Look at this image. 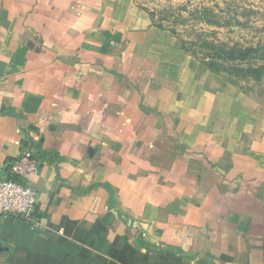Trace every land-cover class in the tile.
<instances>
[{"label":"crops","instance_id":"0c3cea01","mask_svg":"<svg viewBox=\"0 0 264 264\" xmlns=\"http://www.w3.org/2000/svg\"><path fill=\"white\" fill-rule=\"evenodd\" d=\"M111 3L0 0V179L25 146L40 165L39 226L1 215L0 264H264L243 97Z\"/></svg>","mask_w":264,"mask_h":264},{"label":"rangeland","instance_id":"374dc122","mask_svg":"<svg viewBox=\"0 0 264 264\" xmlns=\"http://www.w3.org/2000/svg\"><path fill=\"white\" fill-rule=\"evenodd\" d=\"M117 3L146 13L160 31L159 38L174 42L169 53L191 55L205 69L208 81L236 88L243 97L240 107L248 110L254 133L264 142V77L257 80L232 70L234 65L264 64V0H112L111 4ZM232 47L256 52L246 60H232L222 51Z\"/></svg>","mask_w":264,"mask_h":264},{"label":"built area","instance_id":"2783aa9c","mask_svg":"<svg viewBox=\"0 0 264 264\" xmlns=\"http://www.w3.org/2000/svg\"><path fill=\"white\" fill-rule=\"evenodd\" d=\"M43 125H38L39 130ZM39 161L28 146L8 162V177L0 179V216L15 215L31 221L32 228L39 226L34 218L38 194L29 178L39 171Z\"/></svg>","mask_w":264,"mask_h":264},{"label":"trees","instance_id":"16d2710c","mask_svg":"<svg viewBox=\"0 0 264 264\" xmlns=\"http://www.w3.org/2000/svg\"><path fill=\"white\" fill-rule=\"evenodd\" d=\"M223 53H225L229 59L232 60H246L248 57L253 56V53L256 52V49L253 48H245L241 49L238 47H232L228 49L227 51L223 50ZM252 54V55H251ZM232 70H235L236 72L244 73L246 76L251 77L255 76V79H261L264 77V64L261 65H251L248 68L245 67H239V65H234ZM31 145H35V141H30ZM40 144V142L38 143ZM34 157H37L34 152H32Z\"/></svg>","mask_w":264,"mask_h":264}]
</instances>
